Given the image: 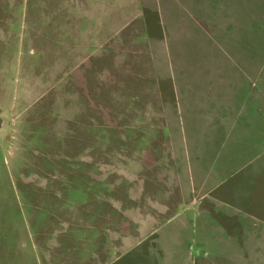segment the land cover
I'll list each match as a JSON object with an SVG mask.
<instances>
[{
    "label": "rangeland",
    "instance_id": "1",
    "mask_svg": "<svg viewBox=\"0 0 264 264\" xmlns=\"http://www.w3.org/2000/svg\"><path fill=\"white\" fill-rule=\"evenodd\" d=\"M0 264H264V0H0Z\"/></svg>",
    "mask_w": 264,
    "mask_h": 264
},
{
    "label": "crops",
    "instance_id": "2",
    "mask_svg": "<svg viewBox=\"0 0 264 264\" xmlns=\"http://www.w3.org/2000/svg\"><path fill=\"white\" fill-rule=\"evenodd\" d=\"M193 193H194V192H193ZM196 202H197V201H196ZM190 203H191V207H192V208H191V211L194 210V212H196V211H197V205H196V204L193 205L194 202H190ZM190 203H189V204H190ZM189 204H185V203H184V207L189 206ZM209 240H210V239H209ZM207 241H208V240H207Z\"/></svg>",
    "mask_w": 264,
    "mask_h": 264
}]
</instances>
